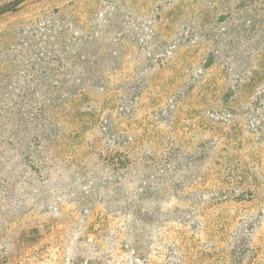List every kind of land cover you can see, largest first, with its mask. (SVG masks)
Segmentation results:
<instances>
[{
    "label": "rangeland",
    "instance_id": "obj_1",
    "mask_svg": "<svg viewBox=\"0 0 264 264\" xmlns=\"http://www.w3.org/2000/svg\"><path fill=\"white\" fill-rule=\"evenodd\" d=\"M18 1L0 264H264V0Z\"/></svg>",
    "mask_w": 264,
    "mask_h": 264
},
{
    "label": "trees",
    "instance_id": "obj_2",
    "mask_svg": "<svg viewBox=\"0 0 264 264\" xmlns=\"http://www.w3.org/2000/svg\"><path fill=\"white\" fill-rule=\"evenodd\" d=\"M23 2V0H19L18 2H16V4L15 5H19V4H21ZM13 11V9H10V6H7V7H5V8H0V16L1 15H5V14H7V13H10V12H12ZM51 78H56L55 76H51ZM4 132H2V134H3ZM24 147V149H25V151H27V152H30V151H32V154H38V152H39V149H37L36 148V146H33L32 144L30 145L29 143H27L25 146H23ZM36 150V151H35ZM239 263H243L241 260H239Z\"/></svg>",
    "mask_w": 264,
    "mask_h": 264
}]
</instances>
